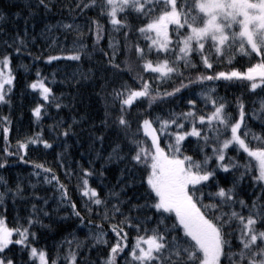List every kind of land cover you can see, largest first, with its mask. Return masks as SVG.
I'll return each mask as SVG.
<instances>
[{"label": "snow or ice", "instance_id": "1", "mask_svg": "<svg viewBox=\"0 0 264 264\" xmlns=\"http://www.w3.org/2000/svg\"><path fill=\"white\" fill-rule=\"evenodd\" d=\"M24 7L23 35L0 33V108L9 109L0 114V171L19 164H29L32 171L24 178L26 186L17 176L14 188L0 175V264H92L83 258L75 230L58 242L55 258L46 247L38 248L33 228L49 229L45 218L61 226L77 221V229L92 233L89 251L107 246L97 264H118L121 256L124 264H264V99L250 114L243 93L229 99L208 87L236 81L248 95L264 92V0H67L58 10L67 16L46 23L35 36L29 35V21L47 20L56 4L25 0ZM84 29L93 52L99 48L105 58L97 69L101 75L73 72L61 83L74 91L57 94L49 86L56 80L37 70L21 96L27 98L31 90V117L52 123L17 139L12 148L13 53L31 56L28 46L39 37L47 51L59 53L44 56L47 64L82 62L93 54L84 43ZM104 39L107 51L100 48ZM237 57H246L248 66H233ZM222 66L229 70L216 71ZM85 86L99 88L90 94L103 111L99 123L92 102L82 99ZM164 104L175 107L155 111ZM181 105L183 110L175 111ZM250 118L259 121L260 132L249 127ZM45 131L51 139L44 138ZM85 135L90 147L80 155L88 167L68 159V149L82 148ZM33 150L38 155L51 150L64 179L46 163L29 161ZM97 161H103L99 169ZM109 165L118 168L114 184ZM93 177L96 186L90 183ZM245 180L254 189L249 200L242 197ZM41 182L52 189L51 196L37 193ZM27 188L32 191L25 195ZM9 195L13 205L19 200L27 210L14 218V226L5 207ZM131 231L136 235L130 239Z\"/></svg>", "mask_w": 264, "mask_h": 264}, {"label": "trees", "instance_id": "2", "mask_svg": "<svg viewBox=\"0 0 264 264\" xmlns=\"http://www.w3.org/2000/svg\"><path fill=\"white\" fill-rule=\"evenodd\" d=\"M25 0H0V12L3 13V18L0 19V33H7L8 35H12L15 32L19 31L21 35H23V29H24V17L27 16L28 10L24 7ZM54 3L56 4V7L53 9V14L49 16L47 20H43L40 16H37L34 20L29 21L28 25V31L30 36H35L38 33L41 32L44 25L46 23L55 24L58 20L63 19L65 16H67L66 12H60L58 11L61 8H64L67 6V0H54ZM17 12H20L21 15L17 16L15 15ZM89 16H95V12H88ZM82 23L83 21H78ZM103 22V21H102ZM35 24V28L33 29L32 25ZM83 32L84 35V43L89 45V51L93 54L90 57H85L82 62H66V61H60V62H52L50 65L45 62L43 59L44 56L48 54L57 55L59 54L58 51H47L46 45L37 38L36 45L29 44L28 48L29 51L32 53L31 56L25 52L22 55H16L13 53V59H12V69L14 74L17 77V86L15 88V94L12 95L11 99L13 101L14 110L12 111V119L15 124L14 129L9 134V140L11 143L12 148L15 147L16 140L24 138L26 136L31 135L33 132L39 131L41 128L46 129L49 124L52 123V120L45 118L41 122L37 123L33 120L31 117L30 112L28 111L29 107L32 106V92L29 90V94L27 98H22L21 93L24 92V86L27 83H30L32 80L36 79L35 73L37 70H39L44 77L48 78V81H51L53 78L56 80V84H49V86L54 88V91L59 94L60 92L68 93L74 91L73 88L68 87L66 84L61 83L65 80L66 76L76 72V73H86L90 77L92 76H100L101 73L97 71V69H100L105 62L104 56L100 53L99 48L96 49L94 52L91 48V37L87 35V29H84ZM75 36V34H73ZM116 36V34H113ZM6 38V37H3ZM116 39H119L118 36H116ZM100 48H103L105 51H107V39H104L101 42ZM0 49H2V46H0ZM41 49H45V51L41 52ZM11 51V50H9ZM33 56H41V59L34 60ZM120 59H124V57H121ZM238 61V62H237ZM254 62V61H253ZM248 59L245 58H236V61H233V66L235 67H247L248 66ZM223 65L227 64V57H225V60L222 62ZM91 70V71H90ZM220 70H229L226 67H220L217 68L216 71ZM202 71V69H201ZM53 73H55V77H53ZM206 74V73H205ZM185 75H188V73H185ZM192 75H196V73H192ZM147 78V77H146ZM208 87H217L218 88V94L220 96L227 95L229 99H232L234 96L239 97L243 93V99L245 103L248 106V111L251 114L253 109L259 108V101L261 99H264V92H260L259 90L256 91V95H248L247 89L239 84L236 81L230 82V83H224L221 82L216 85H208ZM163 88L167 90H171V87L168 83L163 84ZM93 91H99V88L93 89L91 86H85L80 88V92L82 95V99L84 100L85 104H88L89 102H92V108L91 111L95 117V122L99 123V120L102 118L103 111L102 108H100L99 102H96L94 98H91L90 101V94ZM197 91H199L197 89ZM35 95L38 96V93ZM179 99V97H177ZM169 107H175L174 105L164 104L160 105L159 108L155 109L156 112H159L160 109H167ZM85 109L82 106H78V111L83 112ZM183 110V106L175 108V111L179 112ZM9 111L8 107H2L0 108V114H7ZM207 111H211V109H207ZM62 116H66L67 113H61ZM264 115V114H261ZM79 119V117H77ZM249 127L255 131L260 132V123L256 119H249L248 120ZM99 134V133H97ZM45 139H51L50 134L45 131L44 134ZM83 140V147H70L68 149V153L70 154L68 156L69 160L72 161H80L83 163L84 167H88L86 160H83L81 158L80 153L82 151L87 150L90 147L89 142L87 141L86 135L82 138ZM68 143L70 145H73V140H69ZM4 146L3 139L0 137V148ZM42 147V145H41ZM97 149L100 148V145L97 143L95 145ZM56 151H61V149L57 148ZM108 151L110 149L107 146V142L104 146V152L103 155L107 156ZM191 154V153H189ZM2 155V153H0ZM229 155L236 157L238 160H240L241 163L246 162L245 159H242L238 153L231 152ZM27 159L29 161L41 163H46V166L53 167L54 170H56L60 175L61 179L63 180V170L57 167L55 164V155L54 153L49 150L46 155H38L36 151H30L28 153ZM103 163V161H97L96 168H100V164ZM109 167L112 169L111 172L107 173L109 176V181L111 184L115 183V176L118 175V168L115 165H109ZM122 167V165H121ZM243 170V169H241ZM32 171L31 166L29 164H19L18 166H13L12 168L6 170V171H0V175H3L8 181H9V187L14 188L15 184L17 183V176L21 177L20 182L23 185H27V180L24 179L28 177V174ZM239 175V173H237ZM35 177H32V182H36ZM42 181V177L40 178ZM67 182V181H65ZM90 183H92V186H96L95 184V178L93 177L90 180ZM251 181L245 180L244 181V191L242 192V197L245 200H249L252 197V193L254 191L253 187H250L249 184ZM40 188L38 187L36 189L37 193L41 196H51L52 195V189L47 186L43 185L41 182ZM72 185H75V180L72 181ZM0 190H3L0 188ZM31 188H27V191L25 192V195L28 194V192H31ZM255 192L259 193V188H255ZM73 198L76 199V195L73 188ZM35 202V201H33ZM207 203V201H205ZM50 206H54L52 202L50 201ZM5 207L7 209V219L9 226H14L13 220L17 215L20 217H24L27 215V210L25 206L17 201L15 205L12 204L11 196H7L5 198ZM4 209L0 208V212H3ZM59 215H64V212L61 211ZM93 221L95 223H99L98 217H93ZM44 223L51 225L49 229H39V228H33V231L37 233V236L39 237L38 242L36 246L38 248H44L46 247L50 255L55 258V254L57 251V244L63 237H66L68 235L69 231L75 230V236L76 238L83 242L82 246V255L83 258L88 260L90 259L92 261V264H97V261L99 258H103L105 254L108 251L107 246H100L95 248L94 250L89 251L88 245L92 244L91 235L92 233H89L87 229H77L76 224L77 221H70L67 223H64L63 226H61L60 223L55 222V218L53 220H49L47 218L44 219ZM105 228H107V225H105ZM92 232H95V229L92 230ZM136 233L135 231H131L129 233L130 239L135 237ZM71 239V237H69ZM108 239H111V236L108 237ZM68 248V245L65 244L63 246V249L66 251ZM73 248H75V244H73ZM13 251H16V249H13ZM63 255V253H61ZM27 259V258H26ZM118 264H124V258L121 256L118 258Z\"/></svg>", "mask_w": 264, "mask_h": 264}, {"label": "bare ground", "instance_id": "3", "mask_svg": "<svg viewBox=\"0 0 264 264\" xmlns=\"http://www.w3.org/2000/svg\"><path fill=\"white\" fill-rule=\"evenodd\" d=\"M30 91H31V90H30ZM38 187L40 188V185H37V188H38Z\"/></svg>", "mask_w": 264, "mask_h": 264}]
</instances>
